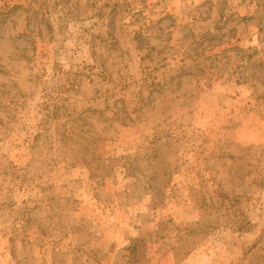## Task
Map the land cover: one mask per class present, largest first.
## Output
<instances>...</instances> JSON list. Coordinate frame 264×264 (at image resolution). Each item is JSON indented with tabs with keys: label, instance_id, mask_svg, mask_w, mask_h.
<instances>
[{
	"label": "rangeland",
	"instance_id": "rangeland-1",
	"mask_svg": "<svg viewBox=\"0 0 264 264\" xmlns=\"http://www.w3.org/2000/svg\"><path fill=\"white\" fill-rule=\"evenodd\" d=\"M134 238L264 264V0H0V264Z\"/></svg>",
	"mask_w": 264,
	"mask_h": 264
},
{
	"label": "trees",
	"instance_id": "trees-1",
	"mask_svg": "<svg viewBox=\"0 0 264 264\" xmlns=\"http://www.w3.org/2000/svg\"><path fill=\"white\" fill-rule=\"evenodd\" d=\"M167 135L166 137H168ZM200 208L205 212H207V203L206 199L203 197L200 202ZM194 232H197V230L189 231L188 234H193ZM144 239L143 238H134L130 241V244L125 248V251L127 252L126 258L122 261L120 264H138L141 263L142 257H144L142 252V248L144 247Z\"/></svg>",
	"mask_w": 264,
	"mask_h": 264
}]
</instances>
